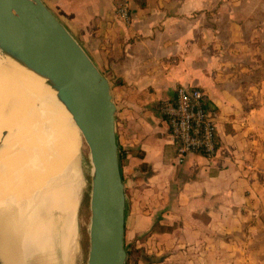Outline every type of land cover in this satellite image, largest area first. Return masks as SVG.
I'll use <instances>...</instances> for the list:
<instances>
[{"label":"crops","instance_id":"obj_1","mask_svg":"<svg viewBox=\"0 0 264 264\" xmlns=\"http://www.w3.org/2000/svg\"><path fill=\"white\" fill-rule=\"evenodd\" d=\"M120 1L44 0L110 80L132 211L182 218L161 234L197 233L202 261L219 264L221 232L258 212L264 227V0H129L128 20ZM180 84L216 109L211 157L174 161L161 106Z\"/></svg>","mask_w":264,"mask_h":264},{"label":"bare ground","instance_id":"obj_2","mask_svg":"<svg viewBox=\"0 0 264 264\" xmlns=\"http://www.w3.org/2000/svg\"><path fill=\"white\" fill-rule=\"evenodd\" d=\"M60 125L72 128L73 121L54 90L0 52L3 264H27L31 255L39 254L43 261H50L47 257L54 242L67 258L83 177L73 156L75 140L72 151L62 141Z\"/></svg>","mask_w":264,"mask_h":264},{"label":"water","instance_id":"obj_3","mask_svg":"<svg viewBox=\"0 0 264 264\" xmlns=\"http://www.w3.org/2000/svg\"><path fill=\"white\" fill-rule=\"evenodd\" d=\"M0 52L44 79L86 144L91 164L86 264H125L126 195L110 80L44 0H0Z\"/></svg>","mask_w":264,"mask_h":264},{"label":"rangeland","instance_id":"obj_4","mask_svg":"<svg viewBox=\"0 0 264 264\" xmlns=\"http://www.w3.org/2000/svg\"><path fill=\"white\" fill-rule=\"evenodd\" d=\"M60 132L62 141L72 151L74 143V154L77 156L74 154L73 156L79 164L81 171L80 179L83 177L81 180L80 200L75 213V235L69 244L68 253L66 254L67 258L63 257L61 247L54 242L50 255L47 257L48 260L51 258L50 261H47V259H44L46 262L43 261L40 258V254L39 256L31 255L27 264H86L87 262L89 247L88 223L90 216L89 192L91 187V164L88 157V149L84 141H82L80 131L74 122L72 128H64L61 126ZM71 141L74 142L72 143ZM119 149H123L122 146L119 145ZM124 158L125 156L122 162ZM123 182L126 195L123 241L124 247L127 250L125 264H206V261H202L200 257L203 255L201 252L202 248L199 244L200 235L191 231L184 233L177 232L171 236L161 234V232L165 231L164 229L166 227H168V230H171L172 227L181 224L182 218H176L172 225H166L162 221L165 217L156 216L151 221L152 217L150 214L132 211L131 203L133 200L130 197L133 195L129 191L131 186L130 178L124 176ZM260 206H264L263 200L257 202L255 208H260ZM250 214L252 216L244 222L241 230L220 233L221 250L219 264H264V227L261 225L262 213ZM182 235L184 239L186 237L188 243L184 242V246L175 245L177 243L179 244L178 240L182 239ZM245 239H247V246L243 244ZM173 243L175 244L173 245ZM239 245L242 246L239 247ZM169 254H172V257L169 259L165 258Z\"/></svg>","mask_w":264,"mask_h":264},{"label":"built area","instance_id":"obj_5","mask_svg":"<svg viewBox=\"0 0 264 264\" xmlns=\"http://www.w3.org/2000/svg\"><path fill=\"white\" fill-rule=\"evenodd\" d=\"M128 1L121 0L116 6V13L126 20L130 19ZM161 110L169 125L176 163H182L191 152L215 155L219 145L217 112L200 86L178 85L174 95L163 101Z\"/></svg>","mask_w":264,"mask_h":264},{"label":"trees","instance_id":"obj_6","mask_svg":"<svg viewBox=\"0 0 264 264\" xmlns=\"http://www.w3.org/2000/svg\"><path fill=\"white\" fill-rule=\"evenodd\" d=\"M125 150L124 149H119V162H120V167H121V163H122V159L125 156ZM121 170V168H120ZM164 230H168V227H166V229Z\"/></svg>","mask_w":264,"mask_h":264}]
</instances>
